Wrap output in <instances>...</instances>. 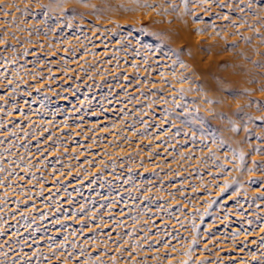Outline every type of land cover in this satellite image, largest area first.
Instances as JSON below:
<instances>
[{
  "label": "rangeland",
  "instance_id": "374dc122",
  "mask_svg": "<svg viewBox=\"0 0 264 264\" xmlns=\"http://www.w3.org/2000/svg\"><path fill=\"white\" fill-rule=\"evenodd\" d=\"M0 67V264H264V0H0Z\"/></svg>",
  "mask_w": 264,
  "mask_h": 264
},
{
  "label": "bare ground",
  "instance_id": "6f19581e",
  "mask_svg": "<svg viewBox=\"0 0 264 264\" xmlns=\"http://www.w3.org/2000/svg\"><path fill=\"white\" fill-rule=\"evenodd\" d=\"M131 15H119V16H117L119 19H120V21H122L123 23H127V22H129L130 21V18H132V17H130ZM128 19H129V21H128ZM185 30L186 31H183V33H182V37H183V39H185V40H187V41H191V43H194V42H196V39H197V36L195 37L194 35H193V30H194V28L193 29H191V28H189L188 26H185ZM198 57V58H197ZM202 58V57H201ZM201 58H200V56H196L195 57V59H198V60H201ZM204 67V66H203ZM1 69H0V76H1V78L2 77H6V75L5 74H7L8 72L6 71V69H4V68H2V67H0ZM173 77V75H171V78ZM7 78H8V76H7ZM6 78V79H7ZM5 79V80H6ZM211 83H213V81H211V80H209L208 81V85L209 84H211ZM20 97H22L21 99H22V101L24 102V100L26 101V100H28L29 98H30V100L31 101H33V103H35L34 105H37V108L35 109V110H38V111H40L44 116H45V118H47V119H51V118H53V114H56L57 113V108H56V106H52V105H46V103L47 102H44L42 99H40L39 97H36V96H31V95H27V94H21L20 95ZM47 114V115H45V114ZM16 115H19V113H16ZM39 122H42V121H39ZM18 135H16V137H17ZM18 138V137H17ZM97 160V159H96ZM0 184H1V182H0ZM0 190L2 191V193H4V194H6L7 196H12V195H14V194H17V193H21V189H18V188H16L15 186H7V187H5V186H2L1 188H0ZM31 197L33 196V193H31V195H30ZM5 197H3V196H0V204H2L3 202H2V200L4 199ZM5 204H8V207L7 208H10V209H12L13 211H15L16 210V207L14 206V207H12L13 205L11 204V203H5ZM46 206V203H43V202H39V203H37L36 204V207H33V208H37V207H40V208H44ZM40 214V213H39ZM118 218H122V217H118ZM123 219V218H122ZM46 223H48V220L46 221ZM233 231V235H235V236H240V237H249V236H251V234L252 233H256V234H262V233H264V225L263 224H259V225H257L256 227H250V229L248 230V231H240V230H238V228H236V227H234V229L232 230ZM20 248H18V247H16L15 245L14 246H12V247H10V251H12V253H15V255H16V258L17 259H22L23 258V256H22V253L20 252ZM187 252L185 253L186 255H188V252H189V250H186ZM187 258H188V256H186Z\"/></svg>",
  "mask_w": 264,
  "mask_h": 264
}]
</instances>
